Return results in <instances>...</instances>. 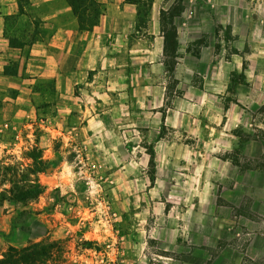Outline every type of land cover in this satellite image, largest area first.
I'll return each mask as SVG.
<instances>
[{
  "label": "rangeland",
  "instance_id": "374dc122",
  "mask_svg": "<svg viewBox=\"0 0 264 264\" xmlns=\"http://www.w3.org/2000/svg\"><path fill=\"white\" fill-rule=\"evenodd\" d=\"M136 1L130 10L142 13L130 24L122 4L101 3L112 37L129 27L132 39L147 25L148 0ZM203 4L190 2L191 18L179 22L219 39L234 24L239 34L228 49L195 42L177 54L182 65L173 73L161 50L141 57L111 37L96 44L101 56L82 81L69 70L58 89L53 76L42 77L32 114L1 115L0 171L26 170L35 146L53 162L30 176L41 195L0 204L21 241H59L60 257L49 264H264V3L252 6L256 20L249 0ZM22 6L7 19L16 46L49 30L35 0Z\"/></svg>",
  "mask_w": 264,
  "mask_h": 264
},
{
  "label": "crops",
  "instance_id": "0c3cea01",
  "mask_svg": "<svg viewBox=\"0 0 264 264\" xmlns=\"http://www.w3.org/2000/svg\"><path fill=\"white\" fill-rule=\"evenodd\" d=\"M34 1V0H33ZM50 1V2H49ZM38 1L35 3L39 6V9H45L42 16L45 20V26L49 29L45 32L44 36L39 37L31 44H25L24 46H12L9 41V37L6 33L7 19L11 14H15L19 10L18 0H0V120L1 115H15V114H32L33 109L38 107L35 102V96L41 93V90H37V82L42 80V77L53 76L56 81L57 88H60V82L64 81L71 73L78 74V77L72 74L74 83L82 81L87 75L86 69H93L95 59H99L101 51L98 50L96 44H103L110 40L113 35V31L109 30L108 24L110 23V14L103 15L93 31L81 30L77 17L74 15L71 6L67 2L64 4L62 0L56 1ZM107 6L109 9L111 6H115L117 3L122 4L124 10H128L125 16V22L130 21L135 23L139 14L135 8L130 10L135 4L127 2L125 0H98ZM175 0H154L151 11L147 15V25L142 30H137L138 34L130 38L129 32H133V29L127 27L122 29L119 33H114L112 37V44L119 50L122 49V45L126 41L140 50L139 55L144 57L148 52L153 49H159L163 53L164 49V36L162 32L161 24V12L162 9L169 8ZM193 0H185V8L176 16L177 18V30H178V53L182 51H189L192 48V44L198 42L205 44L208 48L211 44L218 42L220 49H228L235 43L233 35L239 34V30L232 24L229 29L226 38L217 37V33L208 31L205 27H199V33L193 31L190 27H184L179 22V19H185V17L191 18L192 12L188 10V5ZM201 4L207 3L209 0H199ZM250 1V13L251 20L261 18L252 6L256 1L264 3V0H249ZM59 2V3H58ZM204 5V4H203ZM50 6L51 8H49ZM55 8V9H53ZM70 10V11H69ZM123 12V11H122ZM190 12V13H189ZM73 18L70 19V16ZM67 15V19L65 16ZM220 16L217 21L223 24ZM182 20V21H183ZM184 23V22H183ZM130 24V23H129ZM130 26V25H129ZM133 26V25H131ZM226 28V26H223ZM222 30L218 31L221 36ZM47 33V34H46ZM209 38L202 43V35L208 34ZM215 33V34H214ZM44 34V33H43ZM214 34V36H213ZM217 40V41H216ZM247 48H251V43H248ZM185 56H193L192 53L186 52ZM184 56V59H185ZM179 59L183 58L181 55ZM159 59H161L159 57ZM187 64V63H185ZM182 65V61H178L177 70ZM8 67V72L5 69ZM179 79V75H176ZM183 80L177 82V88H183ZM186 85V83H185ZM197 89L194 84L188 86ZM184 91V90H183ZM176 113H182L181 111L171 108ZM1 123V121H0ZM21 231V230H20ZM42 236L33 238L32 240L26 239L25 242L20 240L19 228L17 221L13 217V213L7 211L6 213H0V257L8 250L10 246L23 247L32 242L41 240ZM74 257L73 255L71 256Z\"/></svg>",
  "mask_w": 264,
  "mask_h": 264
},
{
  "label": "trees",
  "instance_id": "16d2710c",
  "mask_svg": "<svg viewBox=\"0 0 264 264\" xmlns=\"http://www.w3.org/2000/svg\"><path fill=\"white\" fill-rule=\"evenodd\" d=\"M77 17L81 30L93 31L99 24L102 14V4L98 0H66ZM139 4L136 0H127ZM154 0H148L147 4L151 8ZM19 9L22 11V0H18ZM177 5H173L168 10L162 9L161 24L164 36L165 66L175 73L178 54V30L175 26V17L184 10L183 0H176ZM149 11V10H148ZM147 11V12H148ZM139 9V17L141 16ZM10 44L16 46L12 38ZM8 72V67L5 69ZM32 163L27 164L26 170L20 169L18 165L4 166L0 171V184L5 185L10 182L12 186L0 191V204L6 199L14 202H26L38 197L43 192V186L38 183V179L30 178L37 176L40 172L48 171L53 167L51 160L44 159L43 151L38 147H33L28 153ZM153 157V153H152ZM19 170H22L21 172ZM25 181L26 183H22ZM29 181V182H28ZM60 245L58 240L51 238L32 242L23 247L10 246L3 256L0 257V264H49L56 257H60Z\"/></svg>",
  "mask_w": 264,
  "mask_h": 264
}]
</instances>
